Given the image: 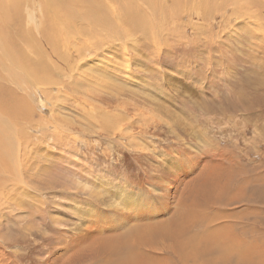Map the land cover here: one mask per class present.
<instances>
[{"label": "rangeland", "instance_id": "rangeland-1", "mask_svg": "<svg viewBox=\"0 0 264 264\" xmlns=\"http://www.w3.org/2000/svg\"><path fill=\"white\" fill-rule=\"evenodd\" d=\"M17 1L39 60L72 62L62 40L56 53L46 41L58 0ZM91 1L72 27L87 51L73 70L80 94H43L40 121L16 129L28 136L17 166L0 173V264H132L134 236L187 206L196 221L174 237L264 264V0ZM206 170L231 202L186 199ZM160 230L157 248L136 247L138 264L180 263Z\"/></svg>", "mask_w": 264, "mask_h": 264}, {"label": "bare ground", "instance_id": "bare-ground-1", "mask_svg": "<svg viewBox=\"0 0 264 264\" xmlns=\"http://www.w3.org/2000/svg\"><path fill=\"white\" fill-rule=\"evenodd\" d=\"M89 1L90 2H88V0H72L70 2L68 0H58L57 2L50 4V25L48 27L49 31L47 30L46 41L52 44L55 53L56 51L58 52V46L62 40L65 43V48L69 52V56H73L72 53H75L78 57L85 56L87 51L83 48L81 50L78 47L79 44L76 45L73 43L75 36L73 35L72 27L76 25L75 20L80 16L79 11L85 8L91 10V6L89 5H93L95 2L97 3V1ZM81 3L82 5H80ZM20 9L23 10V5L20 6V3L17 0H6V2L5 0H0V13L2 11V14L0 15V173L5 174L10 170L11 166H17L16 161L18 160L15 158L16 155L14 154V148L17 145V142H25V140H27L25 132L30 131V129L34 127L33 124L35 122L38 123L41 119L39 113L36 112L37 110L35 107L41 110L44 108L46 109L47 105L43 103V94L46 95L47 98L52 97L51 91H49L51 88H61L66 92L69 91L75 94L79 93V90L75 88L77 80L73 77V70L75 66H78L76 62H80L81 60L77 59V56L75 57L76 59L71 57L72 63L69 62V57H62L63 55L59 60L60 65H58V62H51V64H49V62L47 64L46 62L39 60L38 57L41 56L39 44H35L36 40L33 41L34 38L29 40L30 37L26 35L27 30L23 27V24L25 23L26 25V21H28L26 18L29 16V12L27 10V15L24 16ZM14 11L16 13H14ZM163 19L165 20V18ZM43 26L45 25L43 24ZM12 34H15V37ZM24 36L28 40H23ZM19 38L21 39V42ZM65 48L62 51H65ZM23 49L27 50V52ZM66 52L67 51H65V53ZM49 55L51 54H48V56ZM49 61L52 60L50 59ZM79 71V67H76L74 73L78 74ZM12 82L17 83L19 89H16ZM27 97L30 98V101H28ZM38 101L40 102L39 105L37 103ZM8 109L10 111V116L5 115V111ZM101 116L103 119H107L110 115L101 114ZM35 117L38 121L33 123ZM26 123L30 126L29 130L22 133L16 130L18 127L22 128L24 126L23 124L26 125ZM20 143L18 142L19 145H21ZM10 159L13 161L10 162ZM219 173L213 179L208 175L207 170L200 173L199 177L196 178L197 180L193 184L190 183L187 185L186 188L188 191L186 192V199L191 202H196L199 200L198 194L203 191L207 193L212 192L214 194L213 197L205 198V204H211L213 200L217 201V199L223 202H231L233 196H227L229 194L228 182L225 181L222 184V177H219L221 173ZM230 178L231 177L228 179L230 180ZM192 208H189L188 206L185 207L175 217H172L173 221L169 225L160 226L167 231V236L173 235L172 237H169L171 239L169 252L176 253L175 257L178 258L181 264L187 259L189 262L192 261V264H216L214 257L217 258V256L221 258V260L218 261H222L223 263L221 264H227L228 262L232 263L233 260L227 255V247L225 245L212 242L216 247V250L212 251L207 245L208 241L199 239L182 240L174 237L175 234L188 233L190 228L194 225L197 213L192 211ZM160 227L150 226L145 233L136 234L134 236L131 245V248L135 253L131 258L132 264L142 263L143 261V257L140 256L136 247H143L144 244H149L153 241L154 247L152 248H157V239L159 233L162 232ZM78 240L79 239H76V241ZM130 241L131 238L127 243ZM75 242L72 241V245H74ZM110 245L113 246V248L115 247L113 241H111ZM101 246L105 248L102 243L100 244V247ZM147 259L152 263L161 262V264H164L163 258L160 257L151 255ZM254 259L255 258L251 257L252 261H254ZM245 263L249 264L248 262Z\"/></svg>", "mask_w": 264, "mask_h": 264}]
</instances>
